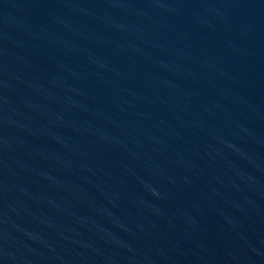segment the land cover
Masks as SVG:
<instances>
[{"label": "water", "instance_id": "water-1", "mask_svg": "<svg viewBox=\"0 0 264 264\" xmlns=\"http://www.w3.org/2000/svg\"><path fill=\"white\" fill-rule=\"evenodd\" d=\"M0 264H264V0H0Z\"/></svg>", "mask_w": 264, "mask_h": 264}]
</instances>
